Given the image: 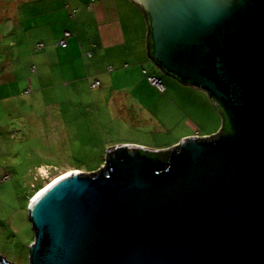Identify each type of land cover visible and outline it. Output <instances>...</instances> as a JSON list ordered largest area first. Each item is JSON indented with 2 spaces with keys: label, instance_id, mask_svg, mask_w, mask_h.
Masks as SVG:
<instances>
[{
  "label": "water",
  "instance_id": "water-1",
  "mask_svg": "<svg viewBox=\"0 0 264 264\" xmlns=\"http://www.w3.org/2000/svg\"><path fill=\"white\" fill-rule=\"evenodd\" d=\"M133 1L149 56L231 130L117 145L51 183L28 206L30 264H264V0Z\"/></svg>",
  "mask_w": 264,
  "mask_h": 264
},
{
  "label": "rangeland",
  "instance_id": "rangeland-1",
  "mask_svg": "<svg viewBox=\"0 0 264 264\" xmlns=\"http://www.w3.org/2000/svg\"><path fill=\"white\" fill-rule=\"evenodd\" d=\"M47 7L41 0H0V255L13 264H30L35 231L28 206L51 179L97 171L107 150L126 140L154 149L181 141L173 143L181 129L166 106L149 117L135 95L119 96L108 75L94 74L88 52L65 58L49 45V27L40 30L33 16ZM95 78L101 87L91 86Z\"/></svg>",
  "mask_w": 264,
  "mask_h": 264
},
{
  "label": "crops",
  "instance_id": "crops-1",
  "mask_svg": "<svg viewBox=\"0 0 264 264\" xmlns=\"http://www.w3.org/2000/svg\"><path fill=\"white\" fill-rule=\"evenodd\" d=\"M41 1L48 7L33 16L39 18L40 30H43L41 27H49L52 42L48 44L60 49L65 58H78L81 53L87 55L88 52L94 74L108 75L113 90L119 91V96L135 95L140 110L145 109L149 117H153L154 107L166 106L170 116L168 120L172 126L181 129L173 143L191 135L210 136L220 130L223 118L209 94L168 73L149 56L146 42L148 23L142 8L133 0ZM53 25L57 26L55 30ZM65 30H71L73 35L68 38L67 46H59L57 42ZM39 43L42 45L38 49H43L44 43ZM160 70L163 73L158 75ZM155 75L165 83L164 92L149 81L148 77ZM113 79H120L122 83L116 85ZM94 80L100 81L95 78L91 83ZM101 85L102 82L97 87ZM125 142L154 147L140 141Z\"/></svg>",
  "mask_w": 264,
  "mask_h": 264
},
{
  "label": "built area",
  "instance_id": "built-area-1",
  "mask_svg": "<svg viewBox=\"0 0 264 264\" xmlns=\"http://www.w3.org/2000/svg\"><path fill=\"white\" fill-rule=\"evenodd\" d=\"M71 34H72V33H71L70 30H66V31L64 32L63 37L60 39L59 43H60L61 45H63V46L67 45V38H68L69 36H71ZM41 45H42V44H40V46H41ZM148 79H149V81H150L153 85H155V86L158 88V90H159L160 92H164V91L166 90V86H165V84L161 81V79H159V78H157V77H155V76H149ZM99 84H100V81H99V80H94V81L91 83V85H92L93 87H97V86H99Z\"/></svg>",
  "mask_w": 264,
  "mask_h": 264
},
{
  "label": "trees",
  "instance_id": "trees-1",
  "mask_svg": "<svg viewBox=\"0 0 264 264\" xmlns=\"http://www.w3.org/2000/svg\"><path fill=\"white\" fill-rule=\"evenodd\" d=\"M73 14V13H72ZM66 31V30H65ZM64 31V32H65ZM71 31V30H70ZM64 32H63V34H62V36L60 37V39L63 37V35H64ZM71 33H72V31H71ZM73 35V33L71 34V36ZM71 36H69L68 38H70ZM68 38H67V44H68ZM60 39L58 40V43H59V41H60ZM60 44V43H59ZM61 45V44H60ZM38 46L40 47V43L38 44ZM61 46H63V45H61ZM65 46H67V45H65ZM149 50H150V53L152 54V51H153V43H152V41H150L149 42ZM224 115V123H223V127H222V129L224 130V131H226V132H228V131H230L231 130V125H230V122H229V119H228V117H227V115L226 114H223ZM146 153L148 154V155H150V156H152V157H162V152L161 151H146Z\"/></svg>",
  "mask_w": 264,
  "mask_h": 264
},
{
  "label": "bare ground",
  "instance_id": "bare-ground-1",
  "mask_svg": "<svg viewBox=\"0 0 264 264\" xmlns=\"http://www.w3.org/2000/svg\"><path fill=\"white\" fill-rule=\"evenodd\" d=\"M41 165H42V164H41ZM41 169H42V170H45V168L42 167V166H41ZM75 172H79V171L74 169V170L68 171V172H66V173H64V174H61L60 176L56 177L55 179H54V178L51 179L50 183H48L46 187L41 188V189L36 193V195L33 197L32 201H34V200H35V199L41 194V192H43V191L45 190V188H47L51 183H53V182L59 180V178H61V177H63V176H66V175H68V174H72V173H75Z\"/></svg>",
  "mask_w": 264,
  "mask_h": 264
}]
</instances>
